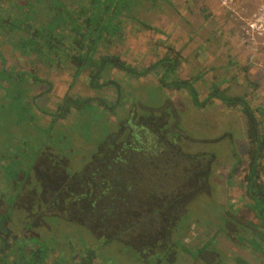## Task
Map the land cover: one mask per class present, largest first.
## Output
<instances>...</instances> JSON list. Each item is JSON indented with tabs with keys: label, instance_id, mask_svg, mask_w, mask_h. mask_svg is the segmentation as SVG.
Segmentation results:
<instances>
[{
	"label": "trees",
	"instance_id": "obj_1",
	"mask_svg": "<svg viewBox=\"0 0 264 264\" xmlns=\"http://www.w3.org/2000/svg\"><path fill=\"white\" fill-rule=\"evenodd\" d=\"M129 1L78 0L72 8L60 0H50L55 12H59L55 19L43 25L25 12L26 7L16 6L24 15L22 20L19 15L13 16L0 8V32L18 35L16 39L22 53L30 55L34 62L44 61L48 68L70 66L73 83L86 68L90 69L92 88L98 90L110 84L118 99L121 90L114 83L101 81L106 70H118L130 79L158 75L162 87L189 95L193 106L199 109L215 99L227 107H240L247 124L249 163L245 192L249 201L239 209L233 205L218 206L220 222L216 231L208 229L210 222L205 218L204 226L209 232L207 240L199 245L184 242L183 231L189 220L204 210L201 204L212 207L210 197L212 179L216 181L213 170L217 157L208 149H202L214 141L191 138L181 129L176 110L167 102L160 108H146L135 121L132 114L120 121L116 129L100 140L90 165L72 180L73 174L69 176L63 158L56 160L60 153L53 151L43 154L36 151L24 157L28 159V170L34 166V181L30 183H25L27 172L23 181L19 180L18 172L12 177L8 172L2 174L0 202L5 208L0 210V264H64L60 259L48 261L53 242L34 232L41 228L43 233L46 219H59L65 225L83 227L103 246L120 243L123 250L133 253L134 261L141 260L144 264H229L217 257L219 251L212 247L220 233L235 246L250 249L256 261L264 264V182L260 180L264 130L256 116L263 115L264 110L251 108L244 97L229 96L217 86L200 100L194 87L195 79L176 76L182 58L170 47L169 53L150 66L139 68L123 62L116 54L96 55L100 42L110 43L111 32H118L119 27L114 25L116 16L129 9L132 4ZM19 31L24 32L25 38H19ZM12 76L1 69L0 87ZM26 76L28 74L15 73L14 81L18 83L19 77L22 80ZM22 100L19 96L11 97L9 105L18 120L30 121ZM97 106L113 113L116 104L103 98L65 96L50 115L55 122L66 118L72 109L86 111ZM97 156L101 158L96 159ZM2 167L4 170V165ZM67 199L74 207L64 206ZM12 209H20L28 221L23 224L19 237L14 239L17 241L8 237L10 242L6 244L3 236L11 234L12 229L6 223ZM96 258L95 249L86 248L75 257L73 264H95ZM229 261L251 264L237 255Z\"/></svg>",
	"mask_w": 264,
	"mask_h": 264
},
{
	"label": "rangeland",
	"instance_id": "obj_2",
	"mask_svg": "<svg viewBox=\"0 0 264 264\" xmlns=\"http://www.w3.org/2000/svg\"><path fill=\"white\" fill-rule=\"evenodd\" d=\"M77 1L60 0L72 8L76 7ZM129 2H132L129 9L116 16L114 25L119 27L118 32H111L110 43L100 42L96 55L116 54L123 62L139 68L150 66L169 53L170 47L182 58L176 76L179 79H195L194 87L200 100H204L217 86L229 96L244 97L251 108L264 110V0ZM17 5L26 7L25 12L42 25L55 19L59 12H55L50 0H0L2 10L9 11L13 16L19 15V20H22L24 15L20 9L17 10ZM139 22L150 28H144ZM17 36L13 32H0V70L13 74L10 81L3 82L0 87V176L8 172L12 177L18 172L19 180L23 181L28 174L25 183H30L34 181V166L28 170V159L24 157L36 151L42 154L51 151L60 153L56 160L63 158L69 176L73 174L72 180L84 172L87 164L90 165L100 140L116 129L120 121L131 114L135 121L145 113L146 108H160L169 102L179 116L181 129L199 141L212 139L214 143L202 146V149H208L217 157L213 170L216 181L212 179L210 197L212 207L201 204L204 210L198 217L191 218L183 231L184 242L199 245L207 240L209 232L204 226L205 218L210 222L208 229L216 231L220 222L218 206L233 205L239 209L248 203L245 192V174L249 163L247 124L240 107H227L215 99L212 104L199 109L193 106L189 95L162 87L158 75L130 79L118 70H106L101 81L114 83L121 90L118 99L110 84L98 90L92 88L89 79L91 70L88 68L73 83L70 66L48 68L44 61L34 62L30 55L22 53ZM20 37L25 38L23 31H19ZM15 73L28 76L22 80L19 77L16 83ZM16 96L24 99L22 104L30 121L18 120L9 105L11 97ZM65 96L103 98L116 104V107L113 113L101 106L86 111L72 109L66 118L53 122L50 114L55 112ZM256 116L264 130V114ZM48 148L50 150H45ZM48 158L51 159L50 156ZM261 171L260 180L264 182V160ZM89 187L91 193L92 185ZM110 194L108 192L107 196ZM64 206L74 207L69 199L64 201ZM4 208V203L0 202V210ZM10 214L6 225L12 229L11 234L7 237L2 235L6 244L10 242L8 237L13 240L19 237L23 224L28 221L20 209H12ZM45 221L43 233L41 228L34 232L53 242L49 262L60 259L64 264H73L80 251L93 248L98 257L94 260L95 264H144L141 260L134 261L133 253L123 250L120 243L103 246L83 227L65 225L59 219ZM212 247L218 249L217 257L229 264H233L229 259L235 255L251 264H261L250 249L235 246L222 233L216 236Z\"/></svg>",
	"mask_w": 264,
	"mask_h": 264
}]
</instances>
